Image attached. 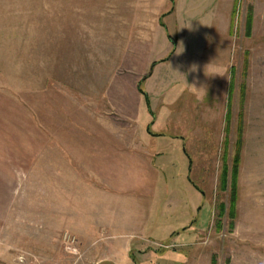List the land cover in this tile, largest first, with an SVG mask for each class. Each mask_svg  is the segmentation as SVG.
Wrapping results in <instances>:
<instances>
[{
  "label": "rangeland",
  "instance_id": "rangeland-1",
  "mask_svg": "<svg viewBox=\"0 0 264 264\" xmlns=\"http://www.w3.org/2000/svg\"><path fill=\"white\" fill-rule=\"evenodd\" d=\"M146 76L131 122L152 131V182L81 245L51 161L73 160L72 130L103 127L112 78ZM214 258L264 264V0H0V264Z\"/></svg>",
  "mask_w": 264,
  "mask_h": 264
},
{
  "label": "crops",
  "instance_id": "crops-1",
  "mask_svg": "<svg viewBox=\"0 0 264 264\" xmlns=\"http://www.w3.org/2000/svg\"><path fill=\"white\" fill-rule=\"evenodd\" d=\"M138 78H112L105 89L111 111L104 119L103 127L72 130L71 137L77 139L66 150L71 152L73 160L68 161L65 156L62 163L51 161V169L55 171L50 183L59 186L57 194L59 201L62 200V212L56 215L66 218L67 228L81 235V245L95 228L107 226V218L112 212L128 219L131 213L128 211L127 216L122 210V202L129 201L131 192H138V188L146 192L147 184L152 182L151 175L147 181V169H153L152 162H148L147 152L143 149L149 138L152 139V131L135 129L132 124L138 120L142 97L146 101L138 88L141 80ZM122 119L129 120L128 128L121 123ZM120 198L123 200L118 201ZM89 217L93 219L89 220Z\"/></svg>",
  "mask_w": 264,
  "mask_h": 264
},
{
  "label": "trees",
  "instance_id": "trees-1",
  "mask_svg": "<svg viewBox=\"0 0 264 264\" xmlns=\"http://www.w3.org/2000/svg\"><path fill=\"white\" fill-rule=\"evenodd\" d=\"M252 16H251V11H250V14L248 15V18H247V28H248V32L250 31V28L252 26ZM167 58H164L163 60H165ZM161 60V61H163ZM147 78L144 77L143 79L140 80V82L138 83V88L140 90V92L145 95V98H146V101L148 102V94L146 92V90L144 89V80ZM241 135L239 137V142L237 143V154L234 158V161H233V168H232V178H231V191H232V209H231V215L233 216L234 215V211H235V193L237 191V176H238V168H239V163H240V148H241ZM227 175H228V169L227 167L224 168V172H223V187L226 186L227 184ZM192 182V181H191ZM220 213L221 215L224 213V205L222 204L221 205V208H220ZM212 264H216V260L214 258Z\"/></svg>",
  "mask_w": 264,
  "mask_h": 264
},
{
  "label": "built area",
  "instance_id": "built-area-1",
  "mask_svg": "<svg viewBox=\"0 0 264 264\" xmlns=\"http://www.w3.org/2000/svg\"><path fill=\"white\" fill-rule=\"evenodd\" d=\"M64 239L67 243V249H72L73 251L76 250V244H77V239L75 236L70 235L69 233L64 234Z\"/></svg>",
  "mask_w": 264,
  "mask_h": 264
}]
</instances>
